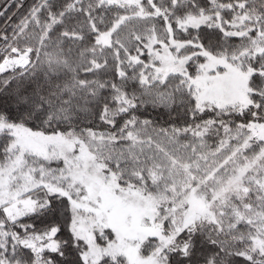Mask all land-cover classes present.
I'll use <instances>...</instances> for the list:
<instances>
[{
    "label": "snow or ice",
    "instance_id": "snow-or-ice-1",
    "mask_svg": "<svg viewBox=\"0 0 264 264\" xmlns=\"http://www.w3.org/2000/svg\"><path fill=\"white\" fill-rule=\"evenodd\" d=\"M21 9L0 5V264H264V0Z\"/></svg>",
    "mask_w": 264,
    "mask_h": 264
},
{
    "label": "trees",
    "instance_id": "trees-1",
    "mask_svg": "<svg viewBox=\"0 0 264 264\" xmlns=\"http://www.w3.org/2000/svg\"><path fill=\"white\" fill-rule=\"evenodd\" d=\"M3 3H4V0H0V5H2ZM31 3H32V0H24V9H26L29 5H31ZM24 9H21V11H23ZM12 10L15 11V8H13ZM2 24H3V20H0V25Z\"/></svg>",
    "mask_w": 264,
    "mask_h": 264
}]
</instances>
